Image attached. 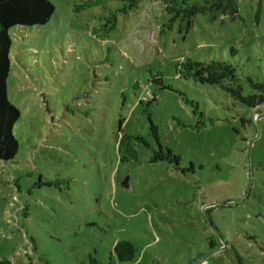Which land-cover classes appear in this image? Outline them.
<instances>
[{
    "label": "rangeland",
    "instance_id": "374dc122",
    "mask_svg": "<svg viewBox=\"0 0 264 264\" xmlns=\"http://www.w3.org/2000/svg\"><path fill=\"white\" fill-rule=\"evenodd\" d=\"M49 1L48 23L9 30L18 150L0 161V260L264 264V102L233 100L194 77L216 67L187 63L231 62L251 93L264 0L191 26L168 0ZM121 241L137 258L117 260Z\"/></svg>",
    "mask_w": 264,
    "mask_h": 264
},
{
    "label": "trees",
    "instance_id": "16d2710c",
    "mask_svg": "<svg viewBox=\"0 0 264 264\" xmlns=\"http://www.w3.org/2000/svg\"><path fill=\"white\" fill-rule=\"evenodd\" d=\"M95 0H89L82 7L89 6ZM126 1V9L132 10L137 7L139 0ZM97 4V3H96ZM164 10L172 15L173 19L180 18L188 26L192 25V19L200 14L213 10H221L223 14L234 16L237 12L235 0H205L203 3H189L187 0H168L164 3ZM54 13V6L49 0H0V161L12 160L18 150V143L13 136V127L19 119L18 110L8 101L6 93V79L9 73V53L11 39L9 30L14 27L43 26L50 20ZM231 53H236L231 49ZM192 68L198 65L209 68H217L218 75L213 78L200 75L195 76L201 83H209L220 86L233 99L243 105L255 108L264 102V81H253L247 78L246 82L252 89L249 94H243V87L237 76L236 67L228 61L214 60L206 64L198 61H188ZM208 75V73H207ZM186 77V76H185ZM212 245V244H211ZM113 253L119 262L131 261L137 258L136 247L127 241L117 242L113 246ZM92 258L88 263L95 264ZM0 264H12L9 259H1ZM30 264V263H25Z\"/></svg>",
    "mask_w": 264,
    "mask_h": 264
},
{
    "label": "water",
    "instance_id": "95a60500",
    "mask_svg": "<svg viewBox=\"0 0 264 264\" xmlns=\"http://www.w3.org/2000/svg\"><path fill=\"white\" fill-rule=\"evenodd\" d=\"M123 185H126V181H125V182H123Z\"/></svg>",
    "mask_w": 264,
    "mask_h": 264
}]
</instances>
